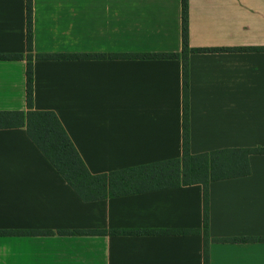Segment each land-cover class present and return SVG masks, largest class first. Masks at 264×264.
<instances>
[{
  "label": "crops",
  "instance_id": "1",
  "mask_svg": "<svg viewBox=\"0 0 264 264\" xmlns=\"http://www.w3.org/2000/svg\"><path fill=\"white\" fill-rule=\"evenodd\" d=\"M26 40V0H0V54L26 56ZM189 46L244 49L190 54L191 153L264 147V51H248L264 49V0H189ZM181 52V0H33L34 110L58 116L94 176L181 158L182 58H96ZM26 71L0 60V112L27 111ZM249 162L209 186L212 238H264V155ZM203 222L202 185L85 202L25 127L0 129V231L55 234L0 236V264H204ZM209 253L264 264V242Z\"/></svg>",
  "mask_w": 264,
  "mask_h": 264
},
{
  "label": "trees",
  "instance_id": "2",
  "mask_svg": "<svg viewBox=\"0 0 264 264\" xmlns=\"http://www.w3.org/2000/svg\"><path fill=\"white\" fill-rule=\"evenodd\" d=\"M182 2V52L180 54H126L99 55L96 58L122 57L133 59L182 58V156L181 158L122 170L110 174L92 175L78 150L70 140L58 116L52 111L34 110L33 70V0H26L27 55L0 54V60L27 61V111L0 112V129L25 127L28 137L62 175L76 194L85 202L119 197L148 191L202 185L204 204V264H210L209 247L213 242L256 243L264 238H212L209 233V186L212 182L250 175L249 157L264 155V147L220 149L208 153L192 154L189 129V56L193 53L214 51H244V49H191L189 46V0ZM247 50V49H246ZM260 52L263 48H250ZM37 60L84 59L81 54H37ZM90 57V55L88 56ZM95 234L91 232H59L60 235ZM131 233V232H130ZM55 235L53 232L0 231V236Z\"/></svg>",
  "mask_w": 264,
  "mask_h": 264
}]
</instances>
